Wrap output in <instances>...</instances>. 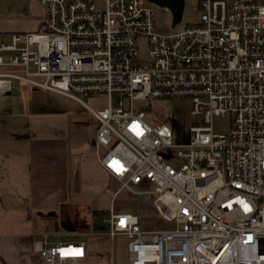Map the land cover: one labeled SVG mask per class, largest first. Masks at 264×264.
Here are the masks:
<instances>
[{"label":"built area","instance_id":"obj_1","mask_svg":"<svg viewBox=\"0 0 264 264\" xmlns=\"http://www.w3.org/2000/svg\"><path fill=\"white\" fill-rule=\"evenodd\" d=\"M39 2V30L0 38V96L17 80L96 119L95 153L117 194L152 196L164 220L146 230L110 207L105 234L127 237L129 264H264V0H198L199 21L170 34L157 32L144 0ZM90 97L107 106L90 107ZM162 98L190 100L188 142L175 144L135 105ZM215 117H230L228 133L215 132ZM32 251L44 264L87 257L85 243L48 234Z\"/></svg>","mask_w":264,"mask_h":264},{"label":"rangeland","instance_id":"obj_2","mask_svg":"<svg viewBox=\"0 0 264 264\" xmlns=\"http://www.w3.org/2000/svg\"><path fill=\"white\" fill-rule=\"evenodd\" d=\"M104 0H99L100 6L103 5ZM185 7L182 22L175 27L173 26V14L166 7H160L144 0L154 13L156 17V30L161 34H170L178 30L184 29L187 25L195 24L200 19L201 10L198 6V0H184ZM45 18V9L41 6L39 0H0V31L4 33H13L17 31L34 32L35 26L38 22ZM1 36V35H0ZM1 38V37H0ZM145 46L142 45V52ZM5 100V101H4ZM3 102H6L10 108L22 107L28 110L29 118L32 120V128H29V135L51 134L56 131H74L73 138L85 140V147H92L88 141V134L94 132L98 123L92 117L91 123L86 124L84 117V109L82 105L68 98L51 93H39L27 85L14 80L12 82V93ZM90 107L94 109H102L107 106L106 98L104 97H90L83 99ZM119 96L115 95L112 98L114 107L118 106ZM151 104V103H150ZM148 102H137L136 108H143L147 112V120L151 123H165L168 125L174 134V143H186L190 138V127L193 124L191 116V104L187 98H162L152 101L151 107ZM149 108L150 111H149ZM87 113V112H86ZM89 114V113H87ZM92 116V115H90ZM72 118V119H71ZM230 117H215L213 121L214 130L216 133L225 134L229 132ZM63 133V132H62ZM66 134V133H65ZM66 137V135H65ZM168 153V152H166ZM169 163L178 167L179 162L176 156H173ZM108 178V177H107ZM29 179V178H28ZM111 185L112 191L119 190L121 185L117 181L108 178V185ZM74 191L79 190L80 187L76 184L72 185ZM109 190V189H108ZM61 191V190H60ZM96 193L91 192L90 196ZM53 196V195H52ZM51 196V197H52ZM99 199L95 200L94 206L106 208L105 210H94L93 200L77 205V213L79 222H83L79 226L67 224L63 217L69 218L73 212L68 209L65 216H59L60 221L58 230L50 220H57L51 217L43 220L36 212H34V222L37 225L36 232H46L51 234V241L56 242L60 239L73 237L75 239L83 238L88 242L89 252L91 257L80 261L79 264H129L127 256L128 239L124 235H118L114 240L105 236L107 226L104 223V214L114 207L119 213H127L133 209L132 214L138 216L142 228H157L163 227L164 220L155 211L153 207V197L149 195H139L129 190H123L118 196L106 193ZM61 208L53 210H40L45 213H59ZM81 211V214H80ZM95 213V217L94 215ZM60 214V213H59ZM63 218V219H62ZM48 219V220H47ZM50 219V220H49ZM78 227V228H76ZM79 232L83 235H76ZM62 233V234H58ZM87 233V234H85ZM53 237V238H52Z\"/></svg>","mask_w":264,"mask_h":264},{"label":"crops","instance_id":"obj_3","mask_svg":"<svg viewBox=\"0 0 264 264\" xmlns=\"http://www.w3.org/2000/svg\"><path fill=\"white\" fill-rule=\"evenodd\" d=\"M42 22H38L35 30L41 28ZM1 32L0 37L4 39L7 31ZM10 94L0 96V264H44L34 255L32 242L44 234H48L51 240L52 235L36 232L34 212L43 220H46L48 215H58L57 220L49 219L55 225L60 221L61 211L59 214L57 211L45 213L40 210H53L68 204L77 206L91 200L94 206V201L103 197L102 194L106 195L109 192L114 197L122 191L117 194L118 189L116 191L110 189L112 184L113 186L116 184L108 185V178L110 180L113 178L97 159L93 142L98 126L94 132L88 134V141L92 147H85V140L81 142L80 139L73 138L74 131L70 132L69 129L48 135H29L32 120L29 118L28 110L22 107L10 108L3 102ZM82 108L86 124L91 123L93 116L87 114L84 106ZM73 184L79 186V190L83 192L74 191ZM91 192L96 194L90 196ZM102 207L104 206L100 208L94 206V210L106 209ZM125 210H129L127 213H133V209ZM106 214L107 212L103 216ZM72 222L71 214L69 218L66 217V223ZM144 229L152 230L147 227ZM105 236L108 237L106 234ZM76 237L78 239L62 238L56 242L85 243L87 257L83 260L86 261L91 257L88 242L79 236Z\"/></svg>","mask_w":264,"mask_h":264},{"label":"water","instance_id":"obj_4","mask_svg":"<svg viewBox=\"0 0 264 264\" xmlns=\"http://www.w3.org/2000/svg\"><path fill=\"white\" fill-rule=\"evenodd\" d=\"M160 7L168 8L173 14V26L182 22L185 2L184 0H146Z\"/></svg>","mask_w":264,"mask_h":264},{"label":"trees","instance_id":"obj_5","mask_svg":"<svg viewBox=\"0 0 264 264\" xmlns=\"http://www.w3.org/2000/svg\"><path fill=\"white\" fill-rule=\"evenodd\" d=\"M42 27V26H41ZM151 104H152V102H151ZM151 104H150V107H151ZM149 109H151V108H149ZM71 207H73V212H72V217H73V222L71 223L72 225H74V227L75 226H79V225H81L83 222H79V215H78V213H77V207H76V205H65V206H63L62 208H61V214H60V216H65V215H67V213H68V209L69 210H71ZM95 211H94V217H95ZM49 217H51V218H54V219H56L57 217H58V215H55V214H51V215H48ZM64 219H65V221H66V217H63ZM76 228H78V227H76ZM55 229H56V231H59L58 230V224L56 223L55 224ZM77 233H79V232H77ZM75 234V233H74Z\"/></svg>","mask_w":264,"mask_h":264},{"label":"bare ground","instance_id":"obj_6","mask_svg":"<svg viewBox=\"0 0 264 264\" xmlns=\"http://www.w3.org/2000/svg\"><path fill=\"white\" fill-rule=\"evenodd\" d=\"M69 253H72V252H71V251H69ZM76 253L80 254V253H81V251H78V250H77V251H76Z\"/></svg>","mask_w":264,"mask_h":264},{"label":"snow or ice","instance_id":"obj_7","mask_svg":"<svg viewBox=\"0 0 264 264\" xmlns=\"http://www.w3.org/2000/svg\"><path fill=\"white\" fill-rule=\"evenodd\" d=\"M72 254H78V253H72Z\"/></svg>","mask_w":264,"mask_h":264}]
</instances>
